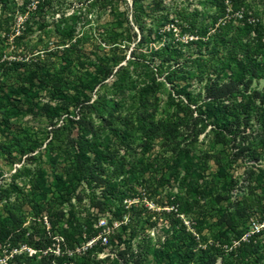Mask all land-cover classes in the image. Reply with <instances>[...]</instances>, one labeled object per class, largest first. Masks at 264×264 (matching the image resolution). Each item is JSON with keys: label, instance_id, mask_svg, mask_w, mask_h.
Instances as JSON below:
<instances>
[{"label": "trees", "instance_id": "obj_1", "mask_svg": "<svg viewBox=\"0 0 264 264\" xmlns=\"http://www.w3.org/2000/svg\"><path fill=\"white\" fill-rule=\"evenodd\" d=\"M32 1L21 0L19 3L17 0H0V4L5 9L9 7V13H24ZM51 1L40 0L32 19L39 15L41 21L43 8L50 5ZM123 1L126 0H94L91 6L99 4L115 14L119 3ZM204 3L206 6L209 5L210 9L215 8L216 14H209L206 17L205 12L190 11L184 7L175 10L174 17L170 18V10L164 6L162 0L148 2L132 0L135 11L134 23L141 37L130 53V58L118 56L115 52L120 50L122 43H131L134 38H137V34H130L129 31L108 32L103 42L113 49V54L107 58H100L94 64L96 76L90 79V85L97 88L96 99L91 102L89 98L84 101L78 97L71 102V105H74L72 111L69 110L70 106H65V109L61 106L54 108L49 104L45 106L51 114V119L59 117L64 112L69 114V124L50 123L51 139L46 144L44 152L49 166L55 171L53 181L50 182L46 168L36 165V161L43 156L40 153L38 156H30L28 164H24L23 169L17 171L12 177V183L1 192L0 201L4 199L8 201L14 196L15 202L12 204L9 202L0 207V250L8 247L10 252L26 246L35 251L30 257L25 256L24 261H22V255L13 256L8 260V264H100L96 261L95 254L99 246L103 244L102 239L95 241L86 250L82 248L103 232L108 238V243H112L114 232H111L110 225L114 220L122 221L123 202L132 197L134 182L137 180L138 161L129 160L132 156L135 134H139V139L144 140L142 145H146L145 150L149 149V143L159 140L172 143L174 173H184V180L190 181L189 187L196 196L200 195V189L207 191L219 183L229 184L228 173L225 170L209 178L206 177V170L202 169L195 160L196 146L203 134L205 137L212 136L210 142L212 148L215 143L225 146H230L231 143L235 146L238 140H240L238 146H241V139L244 143L243 139L248 135L247 128L253 119H258L264 125V95L251 88L254 80L264 79V59H259L258 48L264 38V25L260 21H249V13L256 14L253 13L248 0H205ZM228 9L230 14L243 10L239 25L230 38L225 35L227 26L215 27L217 21L226 16ZM147 18L151 19V28H147L145 21ZM11 19L0 20V31ZM32 19L29 18L26 21L27 29H31L35 23ZM174 23L181 28L187 27L189 32L197 37L190 42L197 47L198 52L197 58L191 62L194 64L196 78L204 83L203 96L199 95L198 98L192 99L191 94L184 90L188 112L183 117L175 114L167 120H157L159 106L156 101L163 86L160 81L164 73L162 69L170 70L171 63L175 61L178 64L183 55L181 44L174 39L172 30L167 32L165 29ZM25 36L24 32L15 39L19 41ZM62 36L63 39L71 41L74 30L71 29ZM152 36L159 41L165 40L166 44L160 47L149 46L151 42L148 38ZM65 40L61 42V46H65L63 51L59 49L54 54L61 53L63 59L68 61L72 59V55L78 57L81 54L79 44L75 43L66 47ZM213 43L212 52H207L210 44ZM144 48L147 50L144 51ZM78 60L81 61L79 58ZM80 64L83 63L80 62ZM14 65L15 71L25 67L24 73L30 86H33L36 81H41L51 92L59 91L65 85L63 80L53 77L48 78L49 82H47L43 77L44 68L32 69L22 63ZM227 71H231L238 77H227ZM170 72L168 71V76ZM110 79L112 81L107 82ZM135 90L139 91L134 114H131L130 120H126L119 112L118 99L122 100L128 93ZM199 97L203 99L200 105ZM3 102L0 96V106ZM194 110H198L195 116H193ZM182 136L185 137L184 141H189L185 145L177 141ZM110 137L117 142L113 145L108 143ZM41 145L39 141L31 142L30 140L24 146L22 145V148L25 154H30L41 148ZM259 149L262 152L259 155H264V136L260 140ZM259 149H253L254 155H258ZM122 152L123 155H121ZM219 163L220 161L217 162ZM27 165L36 166L30 169ZM58 166L63 168L58 169ZM21 174L29 176V205L34 211V222L38 226L33 228L32 232L24 227L26 221L15 211L21 201L22 189L16 184V179L21 177ZM63 174L70 177L64 181ZM254 174L253 172L251 179L255 182L256 188L261 190L262 204L259 211L261 215H264V169L259 170L256 176ZM79 185H84L86 190L90 191L89 196H85L86 190L76 194V187ZM65 197L75 198L79 205H82L85 197H88L90 208L84 215L85 209L71 204L69 200L68 214L64 209H58L52 205L58 201L63 203ZM229 198L228 194H222L219 190L216 192L217 203L228 201ZM24 201L25 199H22V203ZM185 205H189V202H185ZM91 208L96 209L98 214L114 211V218L105 227L94 229ZM179 211V214L188 213L186 209ZM44 212L46 215L43 216ZM250 213L252 214V210ZM244 214L245 212H242V215ZM45 217L48 220L49 229L45 224ZM226 217L223 215L222 218ZM227 219L228 227L236 234L234 221L231 217ZM245 233L246 231H240L234 234V240L239 242V246L235 248L231 243V234L224 233L223 237L226 240L218 243L217 254L209 256L207 263L196 264H216L218 255L222 257V264L241 262L249 264L246 257L248 252L259 256L252 263L259 264L260 259L264 260V235L263 237L254 236L244 242L242 238ZM56 242H58V252L53 250V245L57 246ZM226 246L231 250L225 249ZM126 255L127 250L120 251L117 260L125 262ZM153 256L158 264H162L158 250H153Z\"/></svg>", "mask_w": 264, "mask_h": 264}, {"label": "rangeland", "instance_id": "obj_2", "mask_svg": "<svg viewBox=\"0 0 264 264\" xmlns=\"http://www.w3.org/2000/svg\"><path fill=\"white\" fill-rule=\"evenodd\" d=\"M93 1L52 0L50 5L43 8L41 21L39 15L32 19L40 0H33L24 13H9V7L5 9L0 4V20L12 18L8 25L5 24V28L0 31V51L2 50L0 52V96L4 100L0 106V195L2 190L12 183V177L17 171L22 170L24 164H28L29 157L38 156L40 153L43 156L36 161V165L46 168L50 182L53 181L55 171L49 166L44 152L46 144L51 139L50 123L66 125L69 114L64 112L59 117L51 119V114L45 106L49 104L54 108L61 106L64 109L65 106H70L69 110L72 111L74 105H71V102H74L76 98L79 97L84 101L89 98L91 102L96 99L97 88L90 85V79L96 76L94 64L100 58H107L113 54V49L103 42L108 32L126 33L129 31L130 34H137V38H134L131 43H122L120 50L115 52L118 56H126L127 59L130 58V53L140 40L141 35L134 23L135 11L132 0L119 3L115 14L99 4L91 6ZM162 1L164 6L170 10V18L174 17L175 10L184 7L190 11L205 12L206 17L209 14H216L215 8L210 9L209 5H205V0ZM248 1L253 13L256 14L249 13V21H260L264 25V0ZM17 2L20 3L21 0ZM9 6H11L10 1ZM242 13L243 10L230 14L228 9L226 16L220 18L215 27L227 26L225 35L230 38L239 25ZM29 18L35 22L31 29L25 27ZM150 20V18L145 20L147 28L152 27ZM71 29L74 30V37L71 41L63 39L62 35ZM165 29L167 32L172 30L174 39L181 44L183 55L178 64L175 61L171 63L172 68L168 70L171 71L170 76L165 68L162 69L164 73L160 81L163 86L156 101L159 106L157 120H167L175 114L183 117L188 112V103L183 91L186 90L194 99L199 95L203 96L204 86V83L196 78L194 64L191 62L197 58L198 52L197 47L191 45L190 42L196 40L197 37L192 35L187 27L181 28L175 23ZM214 31L215 29L212 33ZM24 32L26 36L17 41L15 37L21 36ZM63 40L66 41L64 43L66 47L75 43L79 44L81 54L78 57L72 55L69 61L64 60L61 53L54 54L59 49L63 51L65 47L61 46ZM148 40L151 42L149 46L153 47L166 44L165 40L159 41L155 36ZM213 46L214 43L210 44L207 52H212ZM258 48L259 59L263 60L264 38ZM80 62L83 64L81 65ZM15 63L26 64L32 69L44 68L43 77L47 82H49L48 78L53 77L63 80L65 85L59 91L51 92L41 81H36L33 86H30L24 73L25 67L15 71ZM226 74L227 77H238L231 71H227ZM111 81L112 79L107 82ZM251 88L264 95V79L254 80ZM138 91L128 93L122 100L118 99L119 112L126 120H130L131 114H134ZM202 100L199 97V105L202 104ZM191 108L195 109V107ZM197 113L198 110H194L193 116ZM209 129L210 127L207 131ZM263 130L264 125L258 119H253L247 128L248 135L243 139L244 143L241 139V146H238L240 143L238 140L235 146L231 143L230 146L215 143L212 148L210 144L212 136L205 137V134L200 136L196 146V163L206 170L207 178L225 170L228 173L229 184L219 183L207 191L200 189V195L197 196L189 187L190 181L184 180V173H174L172 143L159 140L149 143V149L145 150L146 145H142L144 140L139 139V134H135L132 156L129 159L131 162L134 159L138 161L137 180L134 182L132 197L123 202L122 221L114 220L110 225L111 232H114L112 243H103L102 248L99 246L95 254L96 261L100 264H136V262L138 264H158L153 256V250L156 249L162 264L207 263L209 256L217 254L218 243L226 240L223 237L224 233L231 234V243L235 244L234 236L237 232L246 231L247 233L254 222L258 223L264 218L259 211L262 204V193L251 179L253 172L256 176L259 170L264 169V155H259L262 153L259 146L264 136ZM184 139L185 137L182 136L177 141L185 145L189 141H184ZM30 140L31 142L39 141L42 144L41 148L34 153L25 154L22 145L24 146ZM107 142L113 145L117 141L110 137ZM247 147L253 148L247 150ZM254 148L259 149L258 155H254ZM218 161H220L219 164H217ZM36 165L27 166L33 169ZM62 168L58 166V169ZM69 177L63 174L64 181ZM28 181L29 176L26 174H21V177L16 179V184L21 187L22 191L21 201L18 207L15 206L17 207L15 211L26 221L24 227L32 232L33 228H38V226L34 222V211L29 205ZM81 190H86L84 185L76 187V194ZM218 190L230 196L228 201L216 202L215 196ZM85 192V196H89L90 191ZM205 195H207L206 198H204ZM22 199H25L24 203ZM69 200L71 204L85 209L84 215L90 208L88 197H85L82 205H79L75 198L69 199L68 197H65L63 203L58 201L52 205L58 209H64L69 214ZM187 201L189 205H185ZM9 202L14 203L15 197L12 196L8 201L5 199L0 201V207ZM182 209L188 210V213L179 214V210ZM242 212L245 214L242 215ZM90 213L94 229L105 227L114 218V211L98 214L96 209L91 208ZM44 215H46L45 212ZM223 215L227 217L222 218ZM230 217L235 223L236 234L228 227L227 218ZM44 221L49 229L46 217ZM103 238L104 232L95 241L98 242ZM92 242L93 240L90 241ZM56 243L57 246L53 245V250L58 252V242ZM233 246L235 248L239 245ZM123 250H127L125 262L117 260L118 253ZM228 250L231 249L228 247ZM34 253V250L26 246L10 252H8V247H3L0 250V264H8V260L17 255H22V261H24L25 256L30 257ZM246 257L249 264L259 258L257 254L251 252H248ZM217 258L216 264H222V257L218 255ZM258 263L264 264V260L260 259Z\"/></svg>", "mask_w": 264, "mask_h": 264}, {"label": "built area", "instance_id": "obj_3", "mask_svg": "<svg viewBox=\"0 0 264 264\" xmlns=\"http://www.w3.org/2000/svg\"><path fill=\"white\" fill-rule=\"evenodd\" d=\"M107 230L109 231V229H107ZM257 235H260V237H263V235H264V218L262 220L258 221V223H255V222L253 223V226L251 227V229H249L247 231V233H245V235L243 236L242 241H244V242L249 241L250 238L257 236ZM102 241L104 244L108 243V238L106 236H104ZM94 242H95V239L93 240L92 243L89 242L90 244L88 243L87 244L88 246H86V247L84 246L82 249L86 250L87 247H91ZM233 245L237 246V245H239V242L236 241L235 244H233ZM225 249H228V247L226 246ZM79 251L80 250H78V252Z\"/></svg>", "mask_w": 264, "mask_h": 264}]
</instances>
